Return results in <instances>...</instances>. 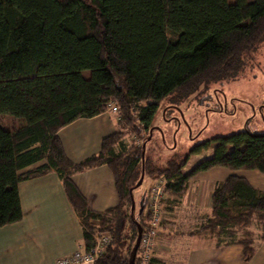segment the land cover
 I'll list each match as a JSON object with an SVG mask.
<instances>
[{
	"label": "trees",
	"instance_id": "obj_1",
	"mask_svg": "<svg viewBox=\"0 0 264 264\" xmlns=\"http://www.w3.org/2000/svg\"><path fill=\"white\" fill-rule=\"evenodd\" d=\"M262 41L264 0H0V113L24 121L12 130L0 125V227L22 218L18 184L52 169L81 221L85 249L92 233L107 231L111 243L97 264H128L136 224L144 229L150 216L146 205L135 221L131 209L142 144L123 141V124H140L148 133L143 179L166 175L167 196L159 201L165 210L179 204L192 176L230 171L213 183L209 211L196 214L197 229L190 233L209 234L217 246L240 245L243 260L251 259L264 241V189L235 171L264 173V133L204 136L152 167L149 131L161 100L170 98L168 110L179 114L169 121L178 125L180 104L236 77ZM112 102L118 104L117 128L97 154L71 161L58 130L103 113ZM197 130L189 140L201 137L205 125ZM211 146V157L181 171L190 155ZM102 164L114 177L117 203L93 211L72 175Z\"/></svg>",
	"mask_w": 264,
	"mask_h": 264
},
{
	"label": "crops",
	"instance_id": "obj_2",
	"mask_svg": "<svg viewBox=\"0 0 264 264\" xmlns=\"http://www.w3.org/2000/svg\"><path fill=\"white\" fill-rule=\"evenodd\" d=\"M117 126L118 118L108 111L76 119L60 128L57 135L67 157L78 162L97 154L102 139ZM202 173L214 183L226 178L229 170L212 168ZM72 180L91 210L103 211L117 203L114 177L106 165L77 172ZM202 190L194 189L193 201L199 199ZM18 192L22 218L0 227V264H56L57 259L78 246L85 248L83 226L55 170L21 181ZM207 195L202 207L194 202L189 207L188 199L171 210L161 206L167 215H162L157 229L152 264H264V241L257 244L254 256L245 261L240 245L217 246L209 234L190 233L197 229L196 214L209 211L211 188Z\"/></svg>",
	"mask_w": 264,
	"mask_h": 264
},
{
	"label": "rangeland",
	"instance_id": "obj_3",
	"mask_svg": "<svg viewBox=\"0 0 264 264\" xmlns=\"http://www.w3.org/2000/svg\"><path fill=\"white\" fill-rule=\"evenodd\" d=\"M83 75L88 77L89 72L85 71ZM208 90L209 91H203V94H199L198 97H196L198 99H193L191 97L188 101L180 104L182 108L180 118H182L183 121L180 120L178 125L169 121L173 115L179 114L176 111L171 113L168 110L169 103L171 102L170 98H164L160 101L151 123L153 128L149 131V134L153 136L152 142L149 144V146H153L149 153L152 167L165 165L166 160L174 154L176 150L179 153H183L187 147L192 146L194 141H199L200 138L204 136L212 138L244 129L248 130L251 134L264 133V41L258 45L254 52L250 53L245 58L243 68L236 77L210 84ZM188 104L190 105L187 106ZM111 105L114 108H112ZM216 105L219 106V110L217 107H214ZM212 109H214L213 111L215 112L209 111ZM108 111H110L113 116L117 117L118 104L116 105L112 102L104 112ZM131 115L133 117L135 113L133 112ZM23 122L21 118H15L0 113V125L4 129H15L22 125ZM123 122L125 121L123 120ZM126 124H123V129L126 132L123 141H125L129 147L143 144V140L148 134L147 131L143 130L140 124H137V127H132V124H129L128 127ZM202 125H205V130L201 137L189 140L191 135L196 136L200 132L197 129L202 127ZM164 142H166L165 145H163ZM173 146H175V148L172 149L171 147ZM212 154L213 147L211 146L198 154L190 155L181 171L183 173H188L199 161L211 157ZM238 173L247 177L250 182L257 183L264 188V173L255 170H239ZM165 176L166 175H159L156 179L149 176L153 180L145 177L142 183L135 188L133 200L135 207L134 216L136 217L135 221L137 217H139L137 213L140 212V206H142L143 210L144 206H146L144 194L157 184L165 185ZM212 184L213 182L207 181L206 175L202 172L192 176L188 182L187 194H184V197L187 196V198L183 200V197L178 201L179 204L177 206H181L182 203H185L188 199L189 204L187 205L189 207L194 203L202 207L204 201H207V191L210 190ZM198 187H202L203 190L199 195V199L193 201L192 194L194 189ZM165 196H167V194L163 192L161 198ZM143 201H145V205H142ZM162 212L163 211L160 209L159 222L162 219V215H167L166 212ZM150 219L151 216H149L148 220ZM126 231H129V227ZM134 241L135 239L132 243H134ZM129 242L131 241L128 239L126 243L128 244Z\"/></svg>",
	"mask_w": 264,
	"mask_h": 264
},
{
	"label": "built area",
	"instance_id": "obj_4",
	"mask_svg": "<svg viewBox=\"0 0 264 264\" xmlns=\"http://www.w3.org/2000/svg\"><path fill=\"white\" fill-rule=\"evenodd\" d=\"M112 108H114L111 105ZM165 185L157 184L144 194V200L150 210L151 219L142 229L141 237L136 252V264H152L155 232L159 224L160 199L163 195ZM93 243L88 248L77 247L69 255L57 259L56 264H97L104 255L105 249L111 242V234L107 231H96L92 233Z\"/></svg>",
	"mask_w": 264,
	"mask_h": 264
},
{
	"label": "water",
	"instance_id": "obj_5",
	"mask_svg": "<svg viewBox=\"0 0 264 264\" xmlns=\"http://www.w3.org/2000/svg\"><path fill=\"white\" fill-rule=\"evenodd\" d=\"M144 146H145V143L143 142V144H142V147H143V150H142V168H141L139 179L135 184V187H138L142 183V180L144 177V170H143ZM130 191H131V189H130ZM131 199H132L131 209H134V201H133L132 197H131ZM141 208H142V206H140V211L142 210ZM136 230H137V235H136V238H135L132 250H131L130 259H129L128 264H134V261H135V256H136V252L138 249V245H139V241H140V237H141V232H142V229H141L139 224H136Z\"/></svg>",
	"mask_w": 264,
	"mask_h": 264
},
{
	"label": "flooded vegetation",
	"instance_id": "obj_6",
	"mask_svg": "<svg viewBox=\"0 0 264 264\" xmlns=\"http://www.w3.org/2000/svg\"><path fill=\"white\" fill-rule=\"evenodd\" d=\"M176 118V116H174ZM200 162V161H199ZM136 257V256H135Z\"/></svg>",
	"mask_w": 264,
	"mask_h": 264
}]
</instances>
